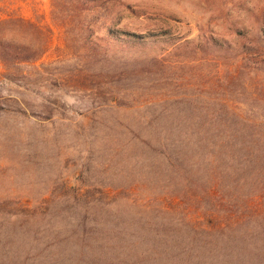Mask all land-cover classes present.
I'll use <instances>...</instances> for the list:
<instances>
[{"label": "rangeland", "instance_id": "obj_1", "mask_svg": "<svg viewBox=\"0 0 264 264\" xmlns=\"http://www.w3.org/2000/svg\"><path fill=\"white\" fill-rule=\"evenodd\" d=\"M5 48L0 264H180L194 228L223 229L218 264H264V0H0ZM180 139L227 140L223 201Z\"/></svg>", "mask_w": 264, "mask_h": 264}, {"label": "trees", "instance_id": "obj_2", "mask_svg": "<svg viewBox=\"0 0 264 264\" xmlns=\"http://www.w3.org/2000/svg\"><path fill=\"white\" fill-rule=\"evenodd\" d=\"M18 22H20L22 25L27 24L22 20H19ZM15 23H17V21ZM105 27L110 30V34L117 41L119 40L125 42L132 40L136 42L137 37L131 36L129 33L115 29L112 30L111 26L105 25ZM34 30L37 29L34 27ZM35 39L36 40L34 43L26 46L23 52H27L28 55H25L23 57L24 60L20 59V61L30 62L32 60H36L39 56L44 54L46 43L42 39L41 32L38 31L35 33ZM13 55V53L5 48L0 53V59L8 66L10 63L15 62L16 60L17 55H14V58ZM226 141L227 140H220L218 142L212 141L211 143L206 139L194 142L180 139L177 143L179 154L177 158V162L179 164V174H189L188 178H190V176L192 177V182H194L192 183V186L201 188L200 200L203 202L223 201L222 198L224 197V192L226 190L225 185L227 182L228 172L226 171V167L228 166L235 171L233 157L226 163V165L225 160L223 161V157L227 156L225 155V152L229 148L228 142ZM209 151L211 155H208ZM203 176L208 177L206 181H198V178L201 179ZM237 188L238 186L234 187L235 190ZM183 192L185 195H181V200H185L189 195L186 189H184ZM191 230L192 235L189 237L186 244L188 250L178 257V260L181 262L180 264H183L184 262L182 256L185 255L190 257L196 252L203 253V255H198L196 257L198 259V264H218L224 261L222 256V247L220 244L222 242L223 229L221 230V228H217L211 229L209 231L204 230L201 232V234L197 233L195 228L194 230Z\"/></svg>", "mask_w": 264, "mask_h": 264}]
</instances>
